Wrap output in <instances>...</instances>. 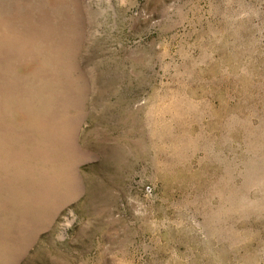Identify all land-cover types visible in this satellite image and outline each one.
<instances>
[{"label": "rangeland", "instance_id": "rangeland-1", "mask_svg": "<svg viewBox=\"0 0 264 264\" xmlns=\"http://www.w3.org/2000/svg\"><path fill=\"white\" fill-rule=\"evenodd\" d=\"M0 264H264V0H0Z\"/></svg>", "mask_w": 264, "mask_h": 264}]
</instances>
